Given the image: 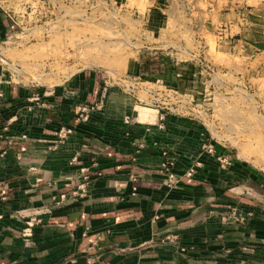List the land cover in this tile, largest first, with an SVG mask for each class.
Wrapping results in <instances>:
<instances>
[{
    "label": "crops",
    "instance_id": "0c3cea01",
    "mask_svg": "<svg viewBox=\"0 0 264 264\" xmlns=\"http://www.w3.org/2000/svg\"><path fill=\"white\" fill-rule=\"evenodd\" d=\"M221 1L194 0L189 15L198 16L201 32L242 25L243 1ZM255 44L245 46L264 60V45ZM101 84L87 72L54 91L37 90L53 104L31 111L23 108L31 91L0 88V136L9 131L0 137V264H264V178L236 163L222 169L216 153L201 151L203 129L191 118L166 113L160 121L157 111L152 122L130 119L127 103L102 100ZM61 127L75 130L63 143ZM169 161L173 182L160 171ZM93 162L101 176L71 198ZM231 210L254 215L223 224ZM36 212L42 223L23 234Z\"/></svg>",
    "mask_w": 264,
    "mask_h": 264
},
{
    "label": "rangeland",
    "instance_id": "374dc122",
    "mask_svg": "<svg viewBox=\"0 0 264 264\" xmlns=\"http://www.w3.org/2000/svg\"><path fill=\"white\" fill-rule=\"evenodd\" d=\"M242 1V25L214 33L189 15L194 0H0V88L50 92L94 73L102 100L127 103L130 119L191 118L224 170L264 178V60L245 46L264 45V0Z\"/></svg>",
    "mask_w": 264,
    "mask_h": 264
},
{
    "label": "built area",
    "instance_id": "2783aa9c",
    "mask_svg": "<svg viewBox=\"0 0 264 264\" xmlns=\"http://www.w3.org/2000/svg\"><path fill=\"white\" fill-rule=\"evenodd\" d=\"M25 106H23V108L27 111H31L33 107H49L50 105L53 104V102H48L46 101V98L43 96V94H40L38 92H31V95L28 97L27 101H26ZM96 104V105H95ZM92 104L89 108L90 111L94 110L95 108H99V103H95ZM160 113V112H159ZM75 114L79 117L80 120H83L85 118V109H79L75 111ZM164 113H160L159 114V120L163 121L165 114ZM162 128V123L161 125ZM74 129L71 127H61L57 133V137H58V141L60 143H63L64 141H66L68 139V137L70 135H72L74 133ZM9 135V131H8V127L5 126L2 129V136L3 138L7 139V136ZM143 148V143L138 145V149ZM201 151L206 152L207 154L210 155H214L215 154V148L214 146H212V142L207 138V137H203L201 139V146H200ZM219 163H220V167L223 169L224 166H226L228 164V159L227 158H222V157H218ZM92 168H94L92 170ZM171 168H173L172 163L166 162L163 165H161V172H165L168 175V178L171 182L175 181V176L173 175V173L171 172ZM92 171V173H91ZM101 170L99 168V165L96 162H93L90 166V168H83L81 170V177H80V182L77 184L76 189L70 192V197L71 198H77L83 194L86 193L88 187L90 186L91 181L93 180L92 178H98L101 176ZM186 175H190V172H187ZM55 202V205H59L61 203H63L66 200V195L62 194L59 196V198L57 199H53ZM40 213L36 212L35 214L29 216L26 218V220H24V228H23V234L25 233H29L30 229L37 224H41L42 223V219L40 218ZM254 215L253 211H245L244 214H240L238 213L236 210H231L229 213L222 215L221 217V222H223V224H227V223H243L245 222L247 219L252 218Z\"/></svg>",
    "mask_w": 264,
    "mask_h": 264
},
{
    "label": "trees",
    "instance_id": "16d2710c",
    "mask_svg": "<svg viewBox=\"0 0 264 264\" xmlns=\"http://www.w3.org/2000/svg\"><path fill=\"white\" fill-rule=\"evenodd\" d=\"M0 21H1V24H3V25L5 24L2 18H0ZM148 65H149V61H146V63L144 64V67L142 69L143 70L142 71L143 73H141L142 75L143 74L147 75V74H152L153 73V72H151L152 70H149Z\"/></svg>",
    "mask_w": 264,
    "mask_h": 264
},
{
    "label": "bare ground",
    "instance_id": "6f19581e",
    "mask_svg": "<svg viewBox=\"0 0 264 264\" xmlns=\"http://www.w3.org/2000/svg\"><path fill=\"white\" fill-rule=\"evenodd\" d=\"M28 76H29V75H28ZM141 112H142V111H141ZM141 112H140V113H141ZM140 113H139V114H140ZM139 117H140V119H141L140 121L143 122V123H144V122H147V120L149 121V118H148L147 113H146V115H145V114H140Z\"/></svg>",
    "mask_w": 264,
    "mask_h": 264
}]
</instances>
